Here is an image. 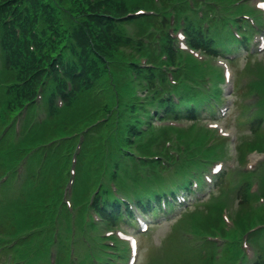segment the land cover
<instances>
[{"label":"rangeland","instance_id":"1","mask_svg":"<svg viewBox=\"0 0 264 264\" xmlns=\"http://www.w3.org/2000/svg\"><path fill=\"white\" fill-rule=\"evenodd\" d=\"M260 57H264V53H262L259 57H256L257 60ZM244 61L245 60L243 59V60H241L239 62L240 66L244 65ZM257 74H259V73H257ZM255 76H256L255 73L250 72L249 74H246L243 77L246 80H249L250 78H254ZM227 95H229V93H226V96ZM233 97L235 98V94H233ZM242 100L245 103H250V101H251L250 99H246L244 97H243ZM233 102H234V104L230 107L229 110H230V112H232L233 117H234V116L237 115V111L239 110V106L242 103V101L238 97V100H236V102L235 101H233ZM226 121L230 122L229 120H226ZM232 125H233V129L235 131H237L236 127H235V124H232ZM69 131H66V132H69ZM84 139H85V135H84ZM41 153H43V152H41ZM206 198H208V197H206ZM172 223H173L172 221H164L160 225H157V226L153 227V229L151 230V232H152L151 235L143 237V239H144L143 242H145V245H144V248L142 250V256H141L142 263H140V264H143L144 262H146V260H148V258L150 256H152L154 253H160L162 255H170L173 258V256L175 255L176 246L174 244L172 245L170 242L165 243V245H160L161 244L160 239L164 238L165 235L170 231L169 229H170ZM1 226L4 227L5 224L0 222V227ZM6 226H7V230H12V227L10 225H6ZM12 236H13L12 237L13 240H15V241L20 238L19 234H16V235L13 234ZM24 236H26V237L30 236V232L27 231V233ZM7 264H10V261H8Z\"/></svg>","mask_w":264,"mask_h":264},{"label":"trees","instance_id":"2","mask_svg":"<svg viewBox=\"0 0 264 264\" xmlns=\"http://www.w3.org/2000/svg\"><path fill=\"white\" fill-rule=\"evenodd\" d=\"M2 9L3 12H6V7H3ZM95 73H96L95 80H88L78 85V87L74 90V92L71 95H69V97L78 100L80 95H82L83 93L89 92L91 89L97 88L99 86V78L101 77L102 73H98L97 70Z\"/></svg>","mask_w":264,"mask_h":264},{"label":"snow or ice","instance_id":"3","mask_svg":"<svg viewBox=\"0 0 264 264\" xmlns=\"http://www.w3.org/2000/svg\"><path fill=\"white\" fill-rule=\"evenodd\" d=\"M261 7H264V0H261Z\"/></svg>","mask_w":264,"mask_h":264}]
</instances>
